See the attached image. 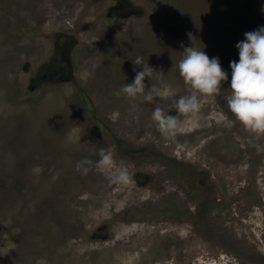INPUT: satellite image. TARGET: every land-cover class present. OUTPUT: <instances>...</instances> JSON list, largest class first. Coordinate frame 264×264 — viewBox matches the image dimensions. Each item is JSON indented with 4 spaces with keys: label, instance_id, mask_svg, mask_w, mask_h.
I'll return each instance as SVG.
<instances>
[{
    "label": "rangeland",
    "instance_id": "obj_1",
    "mask_svg": "<svg viewBox=\"0 0 264 264\" xmlns=\"http://www.w3.org/2000/svg\"><path fill=\"white\" fill-rule=\"evenodd\" d=\"M262 5L0 0V264H264V136L249 143L226 104L235 44L264 25ZM191 44L229 76L180 114ZM137 56L154 69L153 102L115 94ZM155 107L176 115L173 135ZM101 148L130 183L95 168Z\"/></svg>",
    "mask_w": 264,
    "mask_h": 264
},
{
    "label": "clouds",
    "instance_id": "obj_2",
    "mask_svg": "<svg viewBox=\"0 0 264 264\" xmlns=\"http://www.w3.org/2000/svg\"><path fill=\"white\" fill-rule=\"evenodd\" d=\"M261 11L264 12V5ZM244 39L236 42L238 60L229 61L231 78L228 83L229 94L226 104L229 112L247 133L249 143L264 136V25L246 31ZM192 41L193 36L188 33ZM135 76L131 82H126L117 90L116 95L128 99L142 97L143 101L153 102L154 96H159V89L153 85L146 88L145 77L149 80L153 75V67L137 56L132 60ZM135 66L142 70L137 71ZM180 78L186 86V94L179 96L174 104L175 112L180 114H195L200 108L199 98L202 96H218L221 93L222 82L228 80L229 73L222 69L219 57L211 59L202 49L183 46V55L177 63ZM135 108V105H133ZM151 121L162 136L175 133L178 122L175 114L169 110L155 107L151 113ZM260 148L257 146V151ZM93 166V161L83 157L75 164V169L81 175H87ZM95 168L108 180L109 184L127 185L130 176L127 169L116 166L113 152L101 148Z\"/></svg>",
    "mask_w": 264,
    "mask_h": 264
},
{
    "label": "bare ground",
    "instance_id": "obj_3",
    "mask_svg": "<svg viewBox=\"0 0 264 264\" xmlns=\"http://www.w3.org/2000/svg\"><path fill=\"white\" fill-rule=\"evenodd\" d=\"M213 186V185H212ZM128 199V198H127ZM181 221V220H180ZM232 225V224H231ZM144 240V239H143ZM132 242V241H131Z\"/></svg>",
    "mask_w": 264,
    "mask_h": 264
}]
</instances>
